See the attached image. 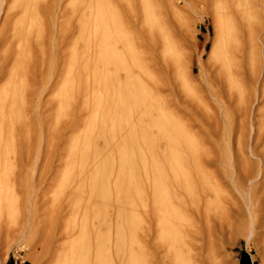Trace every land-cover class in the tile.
<instances>
[{
    "label": "rangeland",
    "instance_id": "obj_1",
    "mask_svg": "<svg viewBox=\"0 0 264 264\" xmlns=\"http://www.w3.org/2000/svg\"><path fill=\"white\" fill-rule=\"evenodd\" d=\"M42 1L36 0L35 3L40 4ZM81 1L71 0L68 7L76 13ZM18 2L19 0H15V5ZM108 2L110 3L108 16L118 11L122 17L124 57H128L133 49L138 52L136 76L127 77L126 80L128 82L134 80L137 83V90L139 89L136 91L138 94L135 92L138 139L134 152L136 162L132 164L137 169V176L134 184L128 183V186L127 180L125 183L122 181L124 179L122 175L106 172L95 178L97 180L94 179L95 183L98 181L96 187L94 181L85 186L79 185L80 189L83 188V195L78 196V208L84 206L87 199H91L89 200L91 203L97 202L96 206L88 210V230L99 231L105 225L102 221H105L106 215L110 218L115 215V211L120 213L122 244L119 264H264V249H261L264 247L263 238L255 245L252 240L246 239L243 225L233 223L230 226L229 220L238 216L236 213L226 212L222 203L233 195L237 205L241 206V200L233 193L226 178V172L231 173V170H227L223 148L228 145L233 149L235 162L232 165L237 169L235 180L241 182L244 168L248 166L250 128L253 126L255 132L263 129L264 68L261 66H264L262 63L264 10L260 6L264 5V0H108ZM130 9L136 11L138 27L134 35H129L126 25L131 19ZM61 22L66 25L68 19H62ZM257 36L259 40L254 41ZM77 37L66 52L62 43L55 62L46 65L48 71L55 69L56 76L64 54H67L66 75L62 77V84L54 94H50V87L46 89L42 100L48 107L44 120L45 148L48 147L50 151L69 118L67 116H70L68 102L70 100L72 103V96L75 94L69 89L74 85L76 70L83 68L80 62H76V53L81 49L83 44H80L84 39ZM130 38H133L134 44H131ZM240 47L245 52V60L242 62L243 75L238 77L231 75L236 73V60L230 59L232 63L230 61L229 68L221 60H224L226 49L232 57ZM8 52L9 47L1 46L0 60L5 58ZM87 63L91 65L92 60L89 59ZM21 69L27 71L25 76H28L26 77L28 83L23 86L22 91L28 94L31 87L30 66L26 68L22 65ZM19 71L20 68L16 70L17 73ZM128 95L125 92L123 97L127 99ZM212 96L220 99L221 108L217 106ZM91 97L96 98V94ZM129 113L130 111L125 109L121 119H114L115 127L108 126L105 130L108 141H116L118 138L121 139V135H126L125 130L130 125ZM169 118L174 123H171ZM118 124H121L122 131ZM165 125L167 127H164ZM174 125L177 129L183 128V132L182 130L180 132L185 134L182 136ZM172 127L176 130L173 131ZM174 132L181 135L177 133V137ZM80 137L79 135L73 139L70 147L74 148L70 152L86 148L88 154L85 163L81 160L76 165L65 168L62 162L57 161L56 155H49L43 174L45 183L32 200L33 211L23 238L19 241L11 240L6 246L0 247V257L5 258L3 264H38L40 260L35 258V254L41 251L38 242L43 237H48L54 228V220L63 209L62 197L70 190L80 191L76 189L78 187L73 183V179L83 177L88 169L100 168L105 161L117 158L116 151H112V154L111 151L105 152L106 154L99 151L101 145L98 144L103 141L102 137L90 135L87 139L89 145ZM124 141L125 148L129 149L128 140ZM171 143L176 144L174 147L182 144L179 148H173ZM263 143L264 141L259 143L257 148L261 149ZM176 150L179 151V156L175 155ZM94 151H97V155ZM44 152L45 150L40 151L39 161L45 157ZM176 156L184 166V169L179 167L180 172L178 168L171 166V159ZM124 166H131V163H125ZM176 169L178 171L175 183L173 172ZM182 173H185L184 179L181 177ZM34 176L29 167L28 184L33 187L36 185ZM102 182L109 183L111 188L109 186L102 188ZM211 184L225 190L224 192L222 189L223 191L218 193L217 199L210 194L211 191L208 193L203 190L209 188ZM255 185L257 188L260 187V182H256ZM183 186L192 187L195 193L188 197H180L179 195H183L180 190ZM174 188L176 194H173ZM133 189L137 194L127 199L126 194ZM123 194L126 199L117 205L116 201L120 200ZM106 208L110 209L111 214L107 213ZM157 210L160 215L155 214ZM197 212L200 217L197 216ZM91 222L95 223L93 228ZM16 223L15 219H9L7 224L9 230L15 228ZM102 254L99 256L101 264H117L111 259L114 254L111 247H104Z\"/></svg>",
    "mask_w": 264,
    "mask_h": 264
},
{
    "label": "bare ground",
    "instance_id": "obj_2",
    "mask_svg": "<svg viewBox=\"0 0 264 264\" xmlns=\"http://www.w3.org/2000/svg\"><path fill=\"white\" fill-rule=\"evenodd\" d=\"M35 2L36 0H19L18 4L15 5V0H0V47H9L7 56L0 60V247L6 246L11 240L19 241L23 238L33 211L32 200L36 196L37 191L42 190V184L45 183L43 174L49 155H56L59 159L56 158L57 161L62 162L65 168L72 167L81 160L84 162L88 154L85 150L86 148L80 151L75 150L71 153L70 151L74 147L70 146L75 137L80 135V138H84L87 144L89 142L87 140L88 137L92 135L93 137L103 138V141L98 144V146L101 145L99 146L101 148L99 151L102 153L111 151V154L112 151H116L118 156L115 160L105 161L100 168L88 169L83 177L73 179V183L78 187L76 189L80 191L74 190L73 192L70 190L62 197L61 206L63 209L58 212L59 215L54 220V228L47 235L48 237H43L38 242L41 251L35 254V258L40 260L38 264H101L99 256H101L103 248L111 247L114 252L111 259L119 264L122 244L120 213L115 211V215L110 217H113L112 219L106 215L109 219L106 217L107 220L102 221L103 225L105 222V225L99 231L97 229L90 231L87 227V214L89 209L97 205V202L91 203L89 201L91 199H87L84 206L78 208V196L83 195V188L80 189L81 186L93 183L95 178L102 176L106 172L122 175V178H124L122 181L125 183L127 180V184H134L136 180L137 169L132 164L136 162L134 156L138 140L136 133V100L138 93L136 91H139V89L137 90V83L134 80H129V82L126 80L136 76L138 52L133 49V52L128 57H124L125 42L122 37L124 24L118 11L108 16L107 10L110 7L108 0H82L76 9V13L68 7L71 0H65L64 4L63 0H43L40 4ZM260 7L264 10V5ZM130 11L131 19L126 25H128L129 35H134L138 27L136 11L134 9H130ZM62 19H68L66 25L61 22ZM258 35L260 36L261 34ZM76 36L79 39H84V42L82 41L80 44H83L81 49L76 53V62H80L83 68L82 70L80 68L76 70L75 80H73L74 85L69 89L74 91L75 94V96H72V103L70 100L68 102L70 104V111L68 109L70 116H67L69 118H66L67 121L60 131V136L52 151H50L48 147L45 148L44 120L48 107L42 103V100L46 89L50 87V94H54L62 84V77L66 75L67 54H64L61 68L56 76H54L55 69L48 71L46 65L55 62L57 51L62 43H64L62 45L63 50L66 52V49L72 44ZM130 40L131 44H134L133 38H130ZM256 40H259L258 36L255 37L254 41ZM230 57L226 49L224 60H221V62H224L229 68L232 58L236 60V73H231V75L241 77L243 75L242 62L245 60V52L240 47L235 52V55ZM89 59L92 60L91 65L87 63ZM262 61L264 64V59ZM22 65H25L26 68L30 66V70H28L31 74V87L28 94L22 91L23 86L28 83L26 78L28 76H25L27 71L21 69ZM19 68L20 71L17 73L16 70ZM261 68H264V66L262 65ZM45 69L47 70L46 79L44 78ZM222 69H220L221 72ZM260 72L262 73L261 70ZM254 75L256 76V74ZM226 79L229 80L228 78ZM237 87L240 86L238 85ZM125 92L129 94L127 99L123 97ZM94 94H96V98L91 97ZM212 98L217 106L221 108L220 99L216 96H212ZM239 99H241L240 95ZM125 109L130 111V125L125 130L126 135H121V139L118 138L116 141H108L105 137V130L108 129V126L111 128L115 127L114 119H121L124 116ZM170 121L174 123L171 119ZM118 125L122 131L123 128H120L121 124ZM164 127L167 126L165 125ZM250 129L248 166L244 168L241 182L235 180L237 169L232 165L235 162L233 149L228 145L225 148L221 146L223 155L225 154L226 156L225 164L227 170H231V173L226 172V178L231 184L233 193L241 200V206L237 205L233 195H230L222 203L226 212H233L238 216L230 219L229 225L231 226L233 223L243 225L246 230V239L248 241L252 240L257 245L261 242L259 241L261 238L264 241V143L261 149L257 148V145L264 141V120L262 130L259 129L255 132L253 126ZM175 130L173 129V131ZM181 130L180 127L177 129L179 132ZM182 132L180 133L182 134ZM174 134L173 136L176 135ZM170 136L168 135V137ZM179 138L178 140H180ZM125 139L129 142V149L125 148ZM167 142L170 143L169 141ZM181 144H178L177 147H174L176 144L172 145L173 148H179ZM47 145H49L48 141ZM186 149H188V146ZM43 150H45V157L43 155L44 158L39 161V153L40 151L43 152ZM96 150L98 151V148ZM97 151H94L96 155ZM177 151L175 155L179 156V151L178 154ZM168 152H171V150ZM240 154L242 155L243 152L241 151ZM177 156L171 159V166L179 169V171L176 169L173 172L175 173L174 182L177 180L176 172H180V168L184 169V166L181 165L182 161ZM125 163H131V166L126 167L124 166ZM29 167L35 174L36 185L34 187L28 184ZM181 175L182 179H184L185 173ZM258 181L260 182V187L257 188L255 183ZM96 183L95 187L97 186ZM80 184L81 186L79 187ZM101 186L105 189L109 186V183L102 182ZM216 186L211 184L209 188L206 187L203 190L208 193L211 191L210 194L214 196V199H217L218 193L222 192L224 188L220 190ZM109 187L111 188V186ZM180 190L183 195L179 196L182 198L195 193V190L188 186H183ZM136 194L135 189L133 191L130 190L126 194L128 196L127 199L135 197ZM173 194H176L175 188ZM124 198L126 199V196L123 194V197L117 200L116 204H122ZM208 200H210L209 197ZM209 202L211 203V201ZM133 204L134 199L131 200V205ZM108 209L106 208L107 213L111 214L110 209ZM133 209L131 208V210ZM155 214H159L158 210ZM197 216L200 217L198 212ZM9 219H15V222H17L16 227L11 230H9L7 225ZM94 225L95 223L91 222L92 228ZM172 246L171 248H174ZM261 249H264V247ZM4 259L0 257V264L4 263Z\"/></svg>",
    "mask_w": 264,
    "mask_h": 264
}]
</instances>
